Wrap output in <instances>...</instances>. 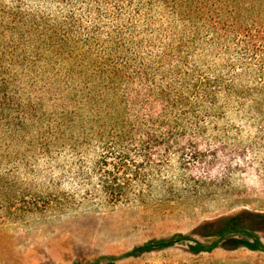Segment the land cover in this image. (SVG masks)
Instances as JSON below:
<instances>
[{"label":"trees","instance_id":"trees-1","mask_svg":"<svg viewBox=\"0 0 264 264\" xmlns=\"http://www.w3.org/2000/svg\"><path fill=\"white\" fill-rule=\"evenodd\" d=\"M85 9L95 15L89 24L72 8L50 14L0 0V220L44 207L36 199L22 207L14 194L17 179L2 170L9 159L2 149L28 137L25 143L44 154L67 141L76 146L77 128L101 127L110 132L100 136L116 139L107 146L138 150H123L118 167L124 172L129 163L137 170L169 160L178 137L191 130L183 120L198 115L195 100L203 92L210 99L220 86L237 91L264 116V0H89ZM158 9L167 23L154 17ZM92 47L114 50L119 58L90 68L81 49ZM111 190L120 195L122 186ZM214 225L209 236L232 241V249H264L245 232L241 214L203 226ZM184 238L150 241L139 251Z\"/></svg>","mask_w":264,"mask_h":264},{"label":"rangeland","instance_id":"rangeland-1","mask_svg":"<svg viewBox=\"0 0 264 264\" xmlns=\"http://www.w3.org/2000/svg\"><path fill=\"white\" fill-rule=\"evenodd\" d=\"M1 1L50 14L72 8L76 16L87 15V24L95 16L85 9L89 0ZM157 12L159 23H167V16ZM81 50L86 58L89 54L90 68L119 58L106 48ZM203 94L195 100L198 115L183 120L191 130L178 137L181 143L170 150L166 163L137 170L129 163L123 172L118 167L123 150L134 155L138 150L107 146L116 139L100 135L110 131L88 125L75 129L76 146L67 141L43 154L26 144L28 137L2 149L9 158L2 170L17 179L12 193L22 198L20 205L36 199L44 207L0 220V264H264V249H232V241L209 236L218 225L203 226L241 214L245 232L264 247V220L258 217L264 215V116L251 98L224 86L210 99ZM45 110L50 112V105ZM116 185L122 186L120 195L111 190ZM177 235L186 239L139 251L150 241ZM238 238L254 240L243 234ZM215 241L208 251L190 249Z\"/></svg>","mask_w":264,"mask_h":264}]
</instances>
